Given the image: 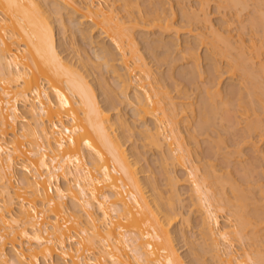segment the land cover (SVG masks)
<instances>
[{"label":"bare ground","instance_id":"obj_1","mask_svg":"<svg viewBox=\"0 0 264 264\" xmlns=\"http://www.w3.org/2000/svg\"><path fill=\"white\" fill-rule=\"evenodd\" d=\"M116 1L118 0H114V2H109V0H54V2L52 0H0V264H187L178 252L179 248L174 243V235L170 229L171 222L178 219L177 215H182L181 209L179 210L177 207L178 213H174L176 208H174L175 210L172 208L175 215L171 213L170 208L171 203L175 201V197H173L175 193L172 194V197L169 196L164 200L163 192L158 191V186L150 180L151 178L149 179L150 176H147L148 180H143L146 177L142 179L140 175L142 170H139L138 163L141 162V157L144 156L146 149L139 146V150L137 147L128 150L126 140L125 142L122 141L121 138H124V134L121 132L131 129L132 125L124 118L123 113L119 114V112L117 116L115 114L116 117L111 114V110L116 109L119 105H117L119 100L121 103L126 102L127 105L129 103L133 105L136 112V114L133 113L134 117L138 116L141 120V124H138L139 130H137L143 139L142 147L150 146L159 149V155L162 153L160 160H163L165 164L167 162L168 165H171L169 163L173 160L179 161L181 165L185 163L184 156L187 154V158L189 154H192L193 149L195 150L189 146L191 141L197 138L195 131L199 134L200 130L203 132L204 128L207 129L206 125L219 124L215 122L214 115L220 112L224 114V107L221 106L228 103L233 105V102L235 103L238 99L240 101L238 100V104L235 103L236 107H234L243 110L241 116L246 121L247 134L242 140L249 137L251 139L253 136L257 137L258 134L256 135V133H259L261 139L264 140V126L262 125L264 124L262 122L264 120L262 118L264 117V65L263 68L261 67L264 61H261V69H259L262 70V74L260 71L258 73L256 71L258 67H253L256 64H253L256 54L253 58V54H249V56L244 52L248 50V43L244 44L247 47L245 49L243 48L244 45H241L243 51L241 46L238 47L239 44H237L236 48L242 51L243 55L239 52L241 58L238 57L239 59L236 60L238 51L235 50V53L231 49L232 42L229 40L232 41L233 39L229 38L231 35L228 36V27L224 26L225 34L224 32L222 34L212 28L213 25L210 24L211 30H213L212 32L209 30L213 36L208 31L211 38H207L206 35V41H209L210 38L209 42L213 41L211 45H214L211 49L223 54L222 56L228 58L230 55L228 50H232L230 52L232 54L235 53L234 56L232 54V57L229 56L230 59L234 57L236 62L232 63L233 66L230 65L232 68L228 71L231 76L236 71H244V74L242 72L240 75L241 79L245 78L251 83L250 100L248 101L246 98L247 101L245 102L243 99L248 96L241 91L243 87L236 88L233 85L234 88L231 87L230 91L228 90L229 94L232 96L236 93L233 97L238 96L236 97L238 99L233 101V97L229 96L228 98L226 96V102L223 99L225 104L219 105L222 98L219 99L220 97L216 95L220 94L221 97H225L221 95L222 89L220 88L222 86L219 85L221 81L219 80L220 82L216 83L217 86H214L213 83L218 81L214 80L215 82L211 83L212 87L207 83L208 86H206L210 88L207 89L206 86L203 88V90L206 89L204 91L208 92V94L205 92L206 97L212 96L213 101V97H217L220 103L218 104L217 98L216 103L209 98L214 104L212 105V103H208L209 99L206 100L204 95L205 102L201 103L203 107L201 108V115L199 114L201 120L197 119L198 123H196L199 126H196L193 132L191 129L189 130L191 126L189 122L194 117L189 118V121L187 120L188 126L185 123L188 129L182 126L187 129L184 130L187 132L186 134L180 125L182 122L179 118L184 110L177 107V101H174L173 96L168 94L165 85L164 88L162 87L165 84V78L163 79V76L158 77V74L149 66L143 52L140 51L134 33V29L137 27H147L152 23H155L162 30L176 28L178 32L177 27L170 17L168 21L166 18L168 16L164 17L165 19L162 17L161 10L164 7L161 9L160 6L154 8L152 6L151 9L149 8L151 11L145 7L148 11H144V7L139 3L140 0L139 2L138 0H122L121 4H116ZM226 1L228 2L227 5L236 6L235 15L238 14L239 16L240 12L244 11V6L248 4V2L239 0ZM260 1H258L259 4ZM62 2L66 5L64 6ZM54 3L57 5L54 6L56 7L55 10L48 6ZM45 4L48 5L44 6ZM202 5L206 7L204 4ZM67 6L71 9L72 14L81 15L80 17L77 16V21H75L77 24L75 26H80L74 27L75 30L73 31L75 34L80 32L84 40L87 39L94 48H97L94 50V52L97 51V54L94 55L95 59L97 57V61L91 63L89 56L82 57L80 44L79 48H74L75 52L79 54H77L78 57L73 54L77 57L73 56L76 60L79 58L78 65L75 64L77 62H74L76 60L72 62L74 59L72 56L73 59H70L69 56L65 59L66 57L61 55V50L58 49L61 45L56 42L54 19H51V13L54 11L57 14L62 13L64 7L66 9L63 11L67 12ZM238 6L243 7V9L239 8L238 10ZM260 7V10L264 9L262 4ZM199 10L201 9L198 8ZM198 11L194 15V21L197 18L201 19V14L207 10H201L202 13ZM206 13L202 18L204 21L207 17ZM191 14L189 17L193 16ZM261 17L262 15L259 13V23H255L257 21L255 20V22H251V25L254 23L255 26V24L262 23L264 27V18ZM192 18L191 20L189 18L190 22L193 21ZM200 19L197 20L200 21ZM61 20L62 25L66 24L65 19ZM194 21L193 24L197 25ZM84 23L87 25L84 26ZM193 24L190 23L188 26ZM64 27H67V24ZM198 27L200 26L198 25ZM64 29L67 31L69 28ZM191 29L192 27H190ZM204 32L203 34H205ZM262 33L264 32L262 31ZM202 36L200 38L203 39L204 36ZM158 37L162 39L161 36ZM200 38L199 41L202 42ZM219 38H223V41ZM167 39H164L165 45L159 44L163 45L168 53L172 48L171 46L175 44L171 45L170 48L168 43L170 38ZM149 41L151 42V40ZM255 41H251L255 46L252 43L249 46L254 47L251 51H258L256 52L258 56V53L260 54L259 49L262 47L260 44L259 48ZM217 42L219 43L216 44ZM221 43L225 50L221 49ZM189 44L185 46L186 52L185 49L183 51L189 59L192 58L196 63L191 62L194 64L193 66H197H195L197 69H193L192 66L194 71L191 70V72L193 74L197 70H201L198 69V65L201 63L198 62L200 51L196 50L200 43L196 48L192 46L195 43ZM63 45L65 46L64 43ZM161 45L158 47L160 48ZM154 46V50L148 46L151 50L149 53L152 52V57L154 56L157 61L162 59L164 61L167 56L164 55L165 53L162 54L163 52L160 53L155 50L157 48L156 43ZM197 49L199 50L200 47ZM64 50L66 49L64 48ZM213 53L211 51V55ZM169 54L171 53L167 55ZM208 57L212 59L213 56H207L205 59H209ZM213 58L215 59V56ZM212 61L213 59L208 60V62ZM251 63L253 64L251 65L252 69L250 68ZM229 64L231 63L229 62ZM105 69L112 72L117 79L116 87L115 85L111 87L112 84L107 81L104 76ZM95 72H99L100 75L98 74L99 78L97 75L98 80L94 79L93 81L96 82L93 83L90 81L92 78L88 79V76L94 75ZM249 82L246 83L249 85ZM132 87L133 89L135 87L136 90L130 95L129 90ZM212 88L215 91H212ZM210 89L212 90L210 91ZM99 95H103L104 99H100ZM242 96L243 102H241ZM203 99L202 101H204ZM231 105L228 104L229 107ZM231 109L234 110L233 106ZM228 110L226 111L229 113ZM193 114L195 113L193 112ZM260 115L262 116L260 117ZM225 116L226 114L222 118H226ZM186 117L188 116L186 115ZM186 117L185 119H187ZM148 118L152 119L153 122H148ZM116 124L123 127L120 133L117 132ZM218 127L216 126L217 129ZM231 131L229 129L230 134ZM247 141L245 140V142ZM218 143L220 144L219 141L217 145H219ZM217 145L215 144V146ZM197 152L199 154V149L195 150V154ZM225 155L227 156V154ZM198 156L196 155V157ZM196 157L191 155V158L189 156L187 159L190 160L189 166L187 165V175L192 180L196 201L200 202V207H198L202 212H200L202 214H200V226L202 228L203 225V228H206L209 237L205 231H202V235L205 234L206 237L204 238H207L206 241L210 240V243L212 239L211 244H213L215 254H212L211 257L218 258L213 259L214 263L222 261V264H264V204L253 203L258 190L260 197L264 196V186H262L264 183L257 184L258 186L261 185L260 188H257V185H252L254 187L250 185L257 183L259 178L254 180L248 175V170L253 169L248 164L252 166L253 159L251 158V162L249 161L251 164L245 163L249 169H246L245 165L243 169L244 171L246 169L245 174L249 176V179L246 180L245 177V181L242 182L243 178H241L242 181L238 182L237 179L231 180L228 176L224 177L223 174L217 173L218 169H216L215 162L206 164L208 169L202 167L203 173L199 174L201 165L198 163L199 160H195V162L193 158L199 159L200 156ZM254 158L260 161L261 156H254ZM165 164L163 165L164 168ZM175 164L172 162V165L175 166ZM259 165L257 164L256 167ZM174 172H172V176ZM171 175L169 174L168 180L173 178ZM262 177L264 179V175ZM250 179L252 180L250 181ZM262 182L260 180V183ZM148 185H152V188L149 187L152 191L147 189ZM172 185L174 186V184ZM54 187L56 192L52 195L49 189L54 190ZM252 188L254 192L256 190L255 196ZM179 198L181 200L180 196ZM177 200L179 201V199ZM257 201H260L258 197ZM180 206L182 208V205ZM199 209H197L198 212ZM223 211L225 221L222 223L220 216ZM179 212L181 213L179 214ZM184 217L186 219L185 214ZM185 221L187 224L190 220L187 218ZM203 228L202 230H204ZM210 247H207L208 250H213ZM201 248L205 250L203 245ZM196 250L195 248L194 252ZM196 252L195 257L201 264H213L212 261H207L209 258H204L206 254L203 256V252Z\"/></svg>","mask_w":264,"mask_h":264},{"label":"rangeland","instance_id":"obj_2","mask_svg":"<svg viewBox=\"0 0 264 264\" xmlns=\"http://www.w3.org/2000/svg\"><path fill=\"white\" fill-rule=\"evenodd\" d=\"M53 2H54V0H52ZM159 2V4H161V5H159L158 4V2ZM156 2H155V0L153 1V0H151V2H150V0H140V2H139V0H138V2L140 3V5L141 6H143L144 7V9H145V7H147L148 8V10H150L151 9V7L153 6V8L154 7H156V6H160V8L162 7H164L163 8V10H161V15H162V17L164 18V17H166V16H168V17H166L167 18V21H168V18L170 17L171 19V21H173L172 23L175 25V27H177V29H178V32H177V30H176V28L174 29V28H172V29H165V30H162V28L160 29V27L159 26H157L155 23H152L151 25H149V26H147V27H137L136 29H134V33H135V37H137V40H138V46H139V48H140V51H141V53L143 52V56L145 57V59L147 60V62H148V64H149V66L158 74V77L159 76H163V79H164V83L165 84H163V86H162V83H160L161 84V86L164 88V85H165V88L167 89L166 91H168V94L169 95H171V96H173V98H174V101H177V103H178V105H177V107H180V108H182L183 110H184V112L183 113H181V115L179 116V118H181L180 119V122H182V123H180V125H181V127L182 126H185V128H187L188 129V127H186V124L185 123H187V126H188V122H187V120L190 118H193V119H191V121L189 122V123H191V124H189V125H191L190 126V128H189V130L191 129V131L193 132V131H195V128H196V126H199L198 124H196V123H198V120L197 119H199V120H201L200 118V116H199V114L201 113V108L203 107L202 105H201V103L203 104V102H205V99H203V97H204V95L207 93L208 94V92H206V91H204V90H206V89H204L203 90V88L207 85V83H208V85L209 86H211V83L212 82H215L216 80H218V81H216L215 83H213L214 84V86H217V82H220L221 81V84H219L220 85V87L222 86V88H220V89H222V91L224 92H222L221 90V95L222 96H225V97H221L220 96V94L219 95H216V96H218V97H220L219 99H221L222 101H221V103H220V100L217 98V97H213V99H214V101L211 99L212 98V96L210 97L209 96V98L214 102V103H216V98H217V100H218V104L219 105H223V104H225L224 103V100L225 99H227V97L229 98V96L231 95V94H229L230 92V90L229 89H231V87L232 88H234V86L237 88H239V86H241V91L242 92H244V93H246V95H250V89H251V87H250V82L248 81V80H246L244 77V79H241L242 77H241V73L243 72V74H244V71H242L241 72V70L239 69V68H237V69H239L240 71H236V73L234 74V75H230L231 73L228 71V70H230L232 67L230 66V65H232V63L235 61V58L233 57V58H229V56H231V54L232 53H230L231 51L230 50H228V53L230 54L229 56H228V58H227V56H222L223 54H221V53H219V52H217V51H213V49H211V47L213 48V46L211 45V43L213 42H209L211 39V36H209L210 34L212 35V33H210V30H211V25L210 24H212L213 26H212V28H215L216 30H218V32L219 33H222L223 34V32H224V34H225V30H224V28L226 27L227 29H229V35L226 33V36L228 35V36H232V38H231V36L229 37L230 39H233L232 41L231 40H229V38L228 37H226V38H228V40L230 41V42H232L231 43V49H233V51L236 53V51H238L237 52V55H236V60H237V58L239 57V58H241V56L239 55V52H241L240 54H242V51H243V49H242V47L243 46H241L242 44L244 45V44H247L248 46V50H245L244 52L245 53H247L248 55L250 54H253V58H254V54H256V56H255V58H254V60L255 61H253V58L251 59L252 61H253V64L254 63H256V64H254V66L253 67H255V68H257L258 67V69L256 70L255 68H254V70H256L257 72L258 71H260L259 69H261V67L263 68V65L264 64H261L263 61H264V33H262V31L264 32V27H263V24L261 25V24H255V26H254V23H253V25H251V22H255V20H257L255 23H259L258 22V14L260 13V15H262V17L264 18V13L262 14V12L264 11V9H262V10H260V6H261V4H262V8H264V5H263V1L264 0H258V1H260V4H259V2L257 1V0H239V1H241V2H248V4H246L245 6H244V9H243V7H240V6H238V10H239V8L241 9H243L244 11H242V10H240V11H242V12H240V16L238 15H235V11H236V6L233 8L232 7V5L231 4H228L227 5V1L225 0H223V3H222V0H209L210 2H208L207 0H157ZM161 1V2H160ZM208 3H206V2ZM256 1V2H255ZM53 2H51V3H53ZM109 2H114V0H109ZM121 2H122V0L120 1V0H118V1H116V4H121ZM150 2V3H149ZM156 3V5H155V3ZM201 2H203V3H201ZM206 4H205V3ZM62 3H64V2H62ZM201 3V4H200ZM255 3V4H254ZM257 3V4H256ZM149 4H152V5H149ZM202 4H204L206 7H204ZM259 4V5H258ZM46 5H48V4H45L44 6H46ZM52 5V6H51ZM56 4L54 3V4H50V5H48V6H50V8L51 7H53L54 8V10H55V8L56 7H54ZM66 4L64 3V6H65ZM201 5H202V7H201ZM229 5H230V7H229ZM256 5H258V6H256ZM47 6V7H48ZM57 6V5H56ZM140 6V8H142ZM200 6V7H199ZM256 6V7H255ZM46 7V8H47ZM186 7V8H185ZM49 7H48V9H50ZM53 8H51V9H53ZM150 8V9H149ZM182 8H184V9H182ZM197 8V9H196ZM198 8H200L202 11L203 10H207V11H203L204 13H202V11L201 10H199L198 11ZM203 8V9H202ZM255 8L259 11H255ZM259 8V9H258ZM50 9V10H51ZM66 9V7H64V9L63 10H65ZM182 9V10H181ZM188 9H189V11H188ZM194 9H195V12H193L194 11ZM62 10V13H58L57 14V12L55 13V11L53 12V13H51V19L53 20V24H54V26H55V37H56V42H57V44L59 45H61V46H59V51L62 53L61 55L65 58V59H67V56H69L70 57V59H73L74 57H78V53H76L75 52V50H74V48H77L78 46H79V44H80V49L82 48V50H80V52L82 53V57H84V58H86V56H89L90 57V62L92 63L93 61H97V57H96V59H95V56L94 55H96L97 53V51H95L94 52V50H96L97 48H94V46H92V44H90V42H88V40L87 39H83L82 38V36H81V34H80V32H76V34H75V31H73V30H75V28L74 27H76V28H78L79 26H75V25H77L76 23H75V21H77V16H81L80 14H78V13H71V9L67 6V12L66 11H63ZM70 10V11H69ZM147 9H145L144 11H146ZM147 10V11H148ZM184 10V12H182ZM192 12H191V11ZM200 12V13H202L201 15V19L202 18H204V14L206 13V15H207V17H206V19H205V21L206 20H208V17H209V20L207 21V22H205L203 19L201 20L200 18H197V19H200V21L202 22H200L199 20H197L196 19V21H194L193 19H195V13L197 12ZM144 11H143V8H142V12L144 13ZM151 11V10H150ZM188 11V12H187ZM254 11V12H253ZM52 12V11H51ZM70 12V13H69ZM122 12V11H121ZM190 12V13H189ZM145 13H147V12H145ZM184 13H185V15H186V18H185V15H184ZM193 14V16H191V17H189L190 15L189 14ZM242 13V14H241ZM256 13H258V14H256ZM60 14V15H59ZM64 14V15H63ZM120 14H122L123 15V13H120ZM125 14V13H124ZM191 14V15H192ZM254 14V15H253ZM183 15H184V18H183ZM257 16V17H254V16ZM75 17H76V19H75ZM187 17H189L190 18V20H191V18H192V20L194 21V23H196L197 25H194L193 24V21H191L190 22V20H189V18H187ZM253 17H254V19H253ZM261 17V18H262ZM73 18H74V20H73ZM259 18H260V16H259ZM61 19H65L64 21H65V23L67 24V27H64L66 24H64V25H62V20ZM165 19V18H164ZM188 19V20H187ZM61 20V21H60ZM186 20V21H185ZM254 20V21H253ZM61 22V23H60ZM185 22H188L187 24L185 23ZM191 24H193V25H191V26H188V25H190V23ZM200 22V23H199ZM185 23V24H184ZM85 25H87V23H84V26ZM181 25V26H180ZM182 25H184L185 27L186 26H188V27H186V29H185V27L184 26H182ZM198 25L201 27H198ZM206 25V26H205ZM210 25V26H209ZM69 28V29H67V31L63 28ZM81 26H83V25H81ZM178 26H179V28H180V30H179V28H178ZM195 26H197V27H195ZM207 26H209V27H207ZM225 26V27H224ZM262 26V27H261ZM71 27V28H70ZM190 27H192V29L191 30H194V31H191L190 30ZM256 27H258V28H256ZM189 30H188V29ZM197 28V29H196ZM218 28V29H217ZM259 28H262V29H259ZM65 31H64V30ZM174 29V30H173ZM183 29V30H182ZM199 29V30H198ZM202 29V30H201ZM210 29V30H209ZM176 30V31H175ZM182 30V31H181ZM213 30V29H212ZM212 30H211V32H212ZM223 30V31H222ZM258 30H260V31H258ZM174 31H175V33H174ZM197 31V32H196ZM201 31H205L204 33L205 34H203V32L201 33ZM208 31H209V33H208ZM191 32V33H190ZM192 32H193V34H192ZM200 32V33H199ZM176 33H178L177 35H176ZM197 33H199V35H196ZM262 33V34H261ZM195 34V35H194ZM203 35L202 37H203V39L202 38H200L201 37V35ZM96 35H98L97 33H96ZM175 35V36H174ZM207 35V36H206ZM158 36H161V38L163 39H160ZM169 36V37H168ZM208 38V37H210L209 38V41H206V37ZM213 36V35H212ZM200 38V40L202 39V42L201 41H199V38ZM242 37H243V39L245 40V42H244V40L242 39ZM166 38V40H168L167 38H170V42H171V44H170V42H168L169 43V47L171 46V45H173V44H175L174 46H171L170 48H171V50L168 52V53H171V54H169V55H167L168 53L166 52V48L163 46V45H161V44H159V43H162V44H164L165 45V43H166V41L164 40ZM172 38H174L173 39V41H172ZM226 38H224V40L226 39ZM246 38V39H245ZM251 38H254L255 40H251ZM176 39V41H174ZM212 39H214L213 37H212ZM219 39H222V41H223V38H219ZM242 39V40H241ZM149 40H151V42L149 41ZM154 40H156L155 42H154V44H152L153 43V41ZM161 41V42H158V41ZM204 40V41H203ZM208 40V39H207ZM250 40V41H249ZM163 41V42H162ZM189 43H191V44H189ZM192 41V42H191ZM196 41H197V43H196ZM219 41V40H218ZM222 41H219V42H222ZM226 41V40H225ZM224 41V42H225ZM228 41V42H229ZM240 41H243V42H240ZM251 41H255V43L257 44L258 43V45L257 46H259L260 44H261V47L262 48H260V46H259V52H260V54L258 53V56H257V53L256 52H258V51H251V49L252 48H254V47H251V45L249 46V44H253V42H251ZM65 42H68V43H65ZM108 42H110V41H108ZM165 42V43H164ZM176 42V43H175ZM185 42V43H184ZM206 42V43H205ZM219 42H217L216 44H218ZM224 42H223V44H224ZM229 42V43H230ZM250 42V43H249ZM62 43V44H61ZM63 43L65 44V46L63 45ZM151 43V44H150ZM155 43H156V49L155 50H157V51H159L160 53H162V54H164V55H166L165 57V60L163 61V59L162 60H159V61H157V59L156 58H154V56L152 57V52L151 53H149L151 50H154L153 48L155 47L154 45H155ZM167 43V44H168ZM184 43V44H183ZM193 43H195V44H193ZM198 43H200L199 45L200 46H198ZM204 43V44H203ZM208 43V46H206V44ZM210 43V44H209ZM67 44V45H66ZM69 44V45H68ZM72 44L74 45L73 47H72ZM150 44V45H149ZM186 44V45H185ZM192 45L193 47L195 46V48L197 47V48H199L200 47V49L198 50L197 48H196V50L199 52V63H200V65H198L199 67H198V69L200 68L201 70H197V72L195 73H193L192 74V72H191V70L192 71H194L193 69H197V68H195V66H193L194 64H196L195 62H194V60L192 59H189V57H188V55L186 56L185 55V52H186V49L187 48H185V46H187V45ZM223 44L221 43V49L223 48L224 50H225V48L223 47ZM233 44V45H232ZM237 44H239L238 45V47L239 46H241V50L242 51H239L236 47H237ZM94 45V44H93ZM161 45V47L159 48L158 46H160ZM211 45V46H210ZM235 45V46H234ZM64 46V47H63ZM67 46V47H66ZM69 46V47H68ZM148 46H150L149 48L151 49V50H149V48H148ZM153 46V47H152ZM163 46V47H162ZM167 46V45H166ZM183 46H184V48H183ZM253 46H255V44H253ZM78 47V48H79ZM235 47V48H234ZM246 47V45H244V49L245 48H247ZM64 48L66 49V50H64ZM67 48H69L68 50H67ZM163 48V49H162ZM165 48V49H164ZM167 48H168V46H167ZM211 49V51H212V55H211V51H209L210 49ZM255 48H257V47H255ZM169 49V48H168ZM183 49H185V52L183 51ZM209 49V50H208ZM162 50V51H161ZM206 50V51H205ZM236 50V51H235ZM250 50V51H249ZM256 50H258V49H256ZM85 51V52H84ZM248 51V52H247ZM182 52H184L183 54H182ZM205 52H206V54H205ZM208 52H210V53H208ZM216 52H217V54H216ZM233 52V54H235ZM251 52V53H250ZM253 52V53H252ZM95 53V54H94ZM167 53V54H166ZM67 54H69V55H67ZM73 54H76V56L75 55H73ZM78 54V55H77ZM152 54V55H151ZM209 54V55H208ZM220 54V55H219ZM232 54V56H234ZM84 55V56H83ZM92 55H93V57H92ZM183 55V56H182ZM186 57H185V56ZM206 55V56H205ZM217 55V56H216ZM219 55V56H218ZM243 55V54H242ZM249 55V56H250ZM71 56L73 57V58H71ZM168 56H169V58H168ZM201 56V57H200ZM207 57V56H215V59L212 57V59H213V61L212 62H208V60L209 61H211L212 59L210 58V57H208L209 59H205V57ZM231 56V57H232ZM76 57V58H77ZM187 59H185V58ZM238 58V59H239ZM79 59V58H78ZM78 59L76 60L75 58L72 60V62L74 61V60H76V61H74V62H77L78 61ZM167 59V60H166ZM227 60H231V61H229L231 64H229V62L227 61ZM233 60V61H232ZM250 60V62H252ZM215 61H217V62H215ZM262 61V62H261ZM79 62V61H78ZM75 63L76 65H78L79 63ZM191 62H193L192 64H191ZM214 62V63H213ZM236 62V61H235ZM211 63H213V64H211ZM216 63V64H215ZM218 64V66H219V68H217L218 66H216L215 67V65H217ZM234 64V63H233ZM252 63L250 64V68L252 69V66L251 65H253ZM260 64H261V67H260ZM214 65V66H213ZM259 65V66H258ZM194 68H193V67ZM202 68H201V67ZM233 66V65H232ZM257 66V67H256ZM119 67H121V65H119ZM197 67V66H196ZM260 67V68H259ZM190 68V69H189ZM193 68V69H192ZM212 68H215V69H212ZM184 69H185V71H184ZM189 69V70H188ZM212 69V70H211ZM253 70V71H254ZM105 71V74H104V76L107 78V81L109 82V83H111L112 84V86L111 87H113L115 84H116V81H117V79L114 77V75H113V73L112 72H109V71H107L106 69L104 70ZM188 71H190V72H188ZM196 71V70H195ZM256 71H255V73H256ZM262 71V70H261ZM260 71V72H261ZM211 72V73H210ZM238 72V73H237ZM191 73V74H190ZM259 73V72H258ZM100 75V73L99 72H95L94 73V75H95V77H94V75L93 74H91V75H89L88 76V79H91L92 78V80H90V81H93L94 79L97 81L98 80V78H99V75ZM242 74V75H243ZM261 74H262V72H261ZM97 75H98V78H97ZM212 75V76H211ZM215 75V76H214ZM93 76V77H92ZM211 76V77H210ZM101 77V76H100ZM161 78V77H160ZM214 78V79H213ZM216 78V79H215ZM210 79V80H209ZM212 79V80H211ZM232 79V80H231ZM162 80V79H161ZM215 80V81H214ZM220 80V81H219ZM244 80V81H243ZM96 81H93V83H95ZM163 81V80H162ZM249 82V85L246 83H243V82ZM228 82V85H226V83ZM234 82V83H233ZM240 82H241V85H239L240 84ZM110 84V85H111ZM212 84V85H213ZM207 85V86H208ZM234 85V86H233ZM237 85V86H236ZM246 85H248V86H246ZM117 85H115V87H116ZM206 86V88L208 89V88H210V87H207ZM227 86V87H226ZM98 87V86H97ZM96 87V88H97ZM114 87V88H115ZM212 87V86H211ZM249 87V88H248ZM186 88V89H185ZM215 89L217 88V87H214ZM117 89H119V88H117ZM213 89V88H212ZM212 89H210V91L212 90ZM248 89V90H247ZM135 87H134V89H133V87L129 90L130 91V95H132L133 94V92H135ZM165 90V89H164ZM163 90V91H164ZM170 90V91H169ZM229 90V91H228ZM116 91H118V90H116ZM203 93H202V92ZM212 91H215L214 89L212 90ZM227 91V92H226ZM249 93H247V92ZM98 92H100V90H98ZM206 92V93H205ZM212 93V92H211ZM242 94L243 96L245 95V94ZM167 94V95H168ZM229 94V95H228ZM168 95V96H169ZM234 95H236V93L235 94H232V96H230V97H233ZM245 95V96H246ZM208 96V95H207ZM227 96V97H226ZM243 96L241 97V100H242V98H243ZM245 97V98H243V99H245V102L247 101L246 100V98H248V101L250 100V96L249 97ZM205 97H206V95H205ZM236 97H238V96H235V98H234V100L233 101H235V99H238V98H236ZM99 98L100 99H104V96L103 95H99ZM208 97H206V100H208L209 99ZM202 99L204 100V101H202ZM209 99V102L208 103H212V105H214L213 104V102L211 101ZM224 99V100H223ZM239 101H240V99H238ZM238 100H236V105L238 104L237 103V101ZM211 101V102H210ZM232 101V102H233ZM244 100H242L241 102H243ZM118 102V100L116 101V103ZM225 102H226V100H225ZM223 103V104H222ZM234 102H233V105H231V103H228V104H230L231 106V108H232V106H233V108H234V110L233 109H231L229 106H228V104H225V105H223V106H221V107H224L223 109V111H225L224 112V114H222L221 112V114L224 116L225 114H226V118H222L223 116L220 114V116H219V114H217V115H214L215 116V122H218L219 124H217L216 123V125H214L213 124V126H209V124L208 125H206L207 126V129H203L202 131L203 132H200L199 131V134L195 131V133L197 134V138H196V140H193V141H191V145H189V146H192L193 148H195V150H197V149H199V154H198V152L195 154V150L193 149V152H194V154H193V152H192V154L191 155H195V157H196V155L198 156H200V158L199 159H195V158H193L194 159V161L195 160H199L198 161V163H199V165H201V169H200V171H198L199 172V174H201V173H203L202 172V169L203 168H205V169H208L207 167H208V165L210 164V162H215L216 163V169H218L216 172L217 173H219V174H223L224 175V177L225 176H228V178L230 179L231 178V180H233V179H237V180H239L238 182H241L242 180V182H244L245 181V177H246V180H248L249 179V176L253 179L254 178V180L256 179L257 180V178H258V180H257V183H255V184H253V183H251L250 185H251V187H254V186H252V185H257V184H263L264 183V179H263V173H264V170H261L262 168L264 169V166H262V165H264V161H263V158H264V140L263 139H261L262 137L259 135V133H256V135H257V137L256 136H253V137H251V139H249V138H245L244 140H242L244 137H245V135L247 134V132H246V129H245V119L241 116V111H243V110H240V109H235V107H236V105H234L235 104ZM119 104V105H118ZM130 104V103H129ZM127 105V103L126 102H124V103H121L120 102V100H119V103H117V108L116 109H112L111 110V114L114 116V117H116L118 114L117 113H119V114H122L123 116H124V118L125 119H127L128 120V122H130L131 123V129H129V130H126V132H125V130H123V127H121V126H119L118 124H116L117 125V127H118V130H117V132H119L120 133V131H124V132H121V133H123L124 134V138H121L122 139V141H124L125 142V140H126V147L128 148V150H132V148L133 147H137L138 149L137 150H139L140 148H139V146L143 149H146V151H144L145 152V154H144V156L143 155H140V156H143V157H141L142 159L140 160L141 162H139L138 163V166H139V170H142V172H140L141 174V176H142V179H143V177H146V178H144L143 180H145V179H147L148 180V177H149V179L153 182V183H156V185L158 186V188H159V190L158 191H162L161 193H162V195L163 196H165V198H163L164 200H166V198H168L169 196L170 197H172V194H177V195H173V197H175V203L173 202V203H171V208L168 206V208H170L171 209V211H172V208L174 209V208H178L179 210L181 209V212H182V215L180 214L181 212H179V216L177 215V218L178 219H176L175 221H172L171 222V226H170V229H171V231H172V234L174 235V243H175V245H176V247L177 248H179V250H178V252L181 254V256H182V258H183V260L185 261V263H187V264H201V262L200 261H198L197 259H196V257H195V255L197 254V252L196 251H199V252H203V251H205V250H208V248L210 247L209 245L212 243V239H211V243H210V240L209 241H206L207 240V238L205 239L204 237H206L205 236V234H203L202 235V231H205V233H206V228L204 229L203 228V225H202V228L204 229V230H202V228H201V226H200V222H201V210L198 208V207H200V202L198 201H196L197 199H196V196L194 195V193H195V191H194V193H193V186H192V180H191V178L187 175V168H188V163L190 162V160L188 161L187 159L189 158V156H190V158H191V155L189 154L188 155V157L186 158V156H187V154H186V156H184V159H186V161L184 160V162L185 163H183L182 165H181V163L179 162V161H171L170 162V160H169V164H171V165H168L167 164V162H166V164L165 163H163V160H160V158H161V154L159 155V153H160V150L159 149H156L155 147H150V146H148V147H142V137L140 136L141 134H140V132L138 133V130H139V128H138V126L141 124V120L139 119V117L138 116H136L138 119H139V121H138V119L136 118V117H134V108H133V105ZM217 104V105H218ZM216 105V104H215ZM227 107V109H229L228 111H229V113L226 111L227 109H226V107ZM235 106V107H234ZM229 107V108H228ZM238 107V106H237ZM231 109V110H230ZM199 110H200V112H199ZM195 113V114H193L192 115V113L193 112ZM228 113V114H227ZM115 114H116V116H115ZM135 114H136V112H135ZM186 115L188 116V117H186ZM190 115H192V117H189ZM195 115V116H194ZM201 115V114H200ZM199 116V117H198ZM213 116V117H214ZM218 116V117H217ZM262 115H260V117H261ZM264 116V115H263ZM185 117L187 118V119H185ZM221 117V118H220ZM252 117H253V115H252ZM184 118V119H183ZM263 119H264V117H262ZM218 119V120H217ZM261 119V118H260ZM136 120V121H135ZM184 120H186V121H184ZM189 121V120H188ZM197 121V122H196ZM148 122H150V123H152L153 121H152V119H150V118H148ZM215 122H213V123H215ZM220 122L222 123L221 125H220ZM262 122H264V120H262ZM139 124V125H138ZM224 124V125H223ZM263 126H264V124H262ZM216 126L218 127V129L216 128ZM183 128V127H182ZM181 128V129H182ZM221 128V129H220ZM264 128V127H263ZM138 129V130H137ZM187 129H184L183 128V131L184 130H187ZM202 129V128H201ZM217 129V130H216ZM229 129H230V131L233 129V131H231V134L229 133ZM197 130H199V128H197ZM236 132V133H232V132ZM185 132V131H184ZM260 132V131H259ZM186 134H187V132H185ZM184 133V134H185ZM185 134V135H186ZM232 134H234V136H232ZM256 137V138H255ZM145 140V139H144ZM245 140H248L247 142H245ZM215 141H219L220 142V144L219 145H217V142H215ZM253 141H255V142H253ZM253 142V143H252ZM217 145V146H215V144ZM255 143V144H254ZM150 148V149H149ZM157 151H156V150ZM257 149V150H256ZM255 150V151H254ZM258 151V152H257ZM259 151H260V154H259ZM225 155V154H227V156L225 155V156H223V155ZM256 154H258V155H256ZM251 155H253L252 157H251ZM263 155V156H262ZM198 156V157H199ZM254 156H256V157H260L261 156V158H260V161L259 160H256L257 158H254ZM194 157V156H193ZM198 157H196V158H198ZM201 157H202V159H201ZM263 157V158H262ZM251 158L253 159V163L251 164L250 162H251ZM200 159H201V162H200ZM259 159V158H258ZM161 161H162V163H161ZM250 161V162H249ZM254 161H256L255 163H256V165L257 164H260L258 167H256V165H253V164H255L254 163ZM172 162H174V163H176L175 164V166L174 165H172ZM196 162V161H195ZM194 162V165L196 164ZM248 162L253 166H250L249 164H248ZM259 162V163H258ZM187 163V164H186ZM211 163V164H212ZM215 163L213 164V166L215 165ZM245 163L246 164H248V166L252 169V170H250L249 169V167H247V165H245ZM165 164V168L163 167V165ZM191 164V163H190ZM193 164V163H192ZM206 164H208L207 166H206ZM188 165V166H187ZM203 165V166H202ZM244 165H245V168L247 169H249L248 170V175L247 174H245V172H247L246 171V169H245V171L243 170L244 169ZM166 166H168L167 168H168V170L166 169ZM185 166H187V167H185ZM204 166H206V167H204ZM171 167V168H170ZM203 167V168H202ZM164 168V169H163ZM210 168V167H209ZM214 168V167H213ZM255 168H256V170H255ZM166 169V170H165ZM175 169V170H174ZM204 169V170H205ZM174 172L173 173V176L171 175L172 174V172ZM203 170V171H204ZM258 170V171H257ZM168 171V172H167ZM169 172H171V173H169ZM244 172V173H243ZM261 172V173H260ZM171 175V178L172 179H170V180H172V181H170V180H168L169 178H168V176H169V174ZM175 174V175H174ZM177 175V176H176ZM262 175V176H261ZM148 176V177H147ZM248 176V177H247ZM170 177V176H169ZM176 180H175V179ZM239 178V179H238ZM241 178H243L242 180H241ZM261 178V179H260ZM252 179H250V181L252 180ZM263 179V180H262ZM237 180H234V181H237ZM241 180V181H240ZM260 180H261V182L262 183H260ZM170 181V182H169ZM169 182V183H168ZM171 184V185H170ZM172 184H174V186L172 185ZM151 186V188H152V185H148V188L147 189H150L151 190V188H149ZM156 186V187H157ZM170 186H173V187H171L170 188ZM259 186H261V185H259ZM258 185H257V188H260ZM262 186H264V185H262ZM256 188V187H255ZM256 188V190H258ZM171 189V190H170ZM172 189H174V190H172ZM178 191V193H177V191ZM256 190H255V192H256ZM152 191V190H151ZM150 191V192H151ZM170 191H172V192H170ZM174 191V192H173ZM49 192H50V194H55V192H56V189H55V187H54V190H52V189H49ZM252 192L254 193V196H255V192L253 191V188H252ZM171 193V194H170ZM179 194V195H178ZM193 195H194V197H193ZM261 195H262V192H261ZM162 196V197H163ZM179 196L181 197V200H180V198H179ZM256 196L258 197V199L260 200V201H257V197H256V199H255V201H253V199L251 200V202L253 201V203L254 202H257V204H258V202H260L261 203V205H262V203L264 204V196L262 195L261 197H260V191L258 190V192H256ZM263 197V198H262ZM255 198V197H254ZM261 198V199H260ZM177 199H179V201H180V203H179V201L177 200ZM177 200V201H176ZM252 203V205L253 206H255V204H253ZM260 203H259V206H260ZM178 205V206H173V205ZM182 205V208H181V206L180 205ZM199 204V205H198ZM180 207V208H179ZM177 208H176V212H174V210L171 212L170 211V209H169V213L171 212L172 214H176V213H178V211L179 210H177ZM197 209H199L200 211L198 212V210ZM174 212V213H173ZM183 212H184V214L186 215V219L188 218L190 221L186 224V219H185V217H184V214H183ZM201 212V213H200ZM170 213V214H171ZM174 214V215H175ZM201 214V215H200ZM223 214H225L224 213V211L223 212H221V216H220V220H221V222L223 223L224 221H225V219H224V217H225V215H223ZM223 215V216H222ZM183 217H184V221H185V223H184V221H183ZM222 217V218H221ZM221 223V224H222ZM173 224V225H172ZM178 228V229H177ZM181 228V229H180ZM184 228V229H183ZM186 228V229H185ZM176 230H177V233H176ZM182 230V231H181ZM180 231V232H179ZM184 231V232H183ZM174 232V233H173ZM182 232H183V234H182ZM185 233V234H184ZM181 234V235H180ZM176 235H178V236H176ZM179 235H180V237H179ZM206 235H207V233H206ZM208 237H209V235H207ZM202 245H203V248L205 249V250H202ZM213 244H211V249H213V250H211V251H206V252H203L202 253V255L203 256H205V254H206V257H204V258H209L207 261H212L213 262V264H222V261L221 262H219L218 263V261H217V263H214V261H213V259L214 260H216V259H218V258H212L211 257V255L213 254H215L213 251H214V248H213V246H212ZM200 246V247H199ZM208 247V248H207ZM192 248H194V250H195V248L197 249L195 252H194V250H192ZM207 248V249H206ZM194 252V253H193ZM215 252H216V250H215ZM196 253V254H195ZM217 253V252H216ZM193 254V255H192ZM212 255V256H213ZM202 257V256H201ZM195 260H194V259ZM216 262V261H215Z\"/></svg>","mask_w":264,"mask_h":264}]
</instances>
